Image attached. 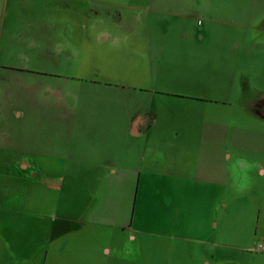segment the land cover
<instances>
[{"label": "crops", "instance_id": "1", "mask_svg": "<svg viewBox=\"0 0 264 264\" xmlns=\"http://www.w3.org/2000/svg\"><path fill=\"white\" fill-rule=\"evenodd\" d=\"M58 70L82 75V100L64 96L62 119L47 120L53 104L34 98L43 87L34 77ZM199 105L205 114L184 112ZM54 123L62 167L73 160L82 171L107 172L114 209L97 210L83 196L79 222L56 224L47 212L38 172L55 167L47 156ZM184 155L197 156L194 166ZM133 185L122 213L120 188ZM182 185L191 187L197 224L209 212L208 226H152L148 189ZM215 188L257 201L264 194V0H0V264L58 261L56 244L78 250V236L87 264H264L255 242L264 241V223L249 247L219 239L212 223L229 207L208 198ZM166 193L155 200L160 208L173 203L180 212ZM130 209L131 228L115 225L104 238L107 219L127 221ZM149 235L168 242L151 244ZM232 250L255 255L233 260Z\"/></svg>", "mask_w": 264, "mask_h": 264}, {"label": "rangeland", "instance_id": "2", "mask_svg": "<svg viewBox=\"0 0 264 264\" xmlns=\"http://www.w3.org/2000/svg\"><path fill=\"white\" fill-rule=\"evenodd\" d=\"M58 71L62 73L61 76L59 74H55L49 75L46 78H41L38 76L34 77L39 81L38 85H43V87L35 92L36 95L34 98H38L40 101L46 100L49 104H53V106L49 109V114L46 112H40L39 114V116L43 117V114L46 113L47 115H44L48 116L49 119L47 120H50L51 118L56 121L62 119L61 115L63 107H61V104H64L65 102L63 103L61 99L65 101L64 96L67 97L72 94L73 96L71 98H75L79 101L82 100V75L67 74V71L65 70ZM11 84L14 85L15 81ZM46 84H50L51 89L49 87L45 89L44 87ZM206 107V105H199L198 111L195 113V108L191 106L190 109H185L184 112L189 113L190 116L198 115L199 111L200 114H205L207 111ZM45 125L47 126V123H42L41 119L40 127L46 128ZM48 126L50 127L49 124ZM52 126L54 127L48 128V130L50 136H53L54 146L52 152L47 156L50 160H53L55 167L49 171L40 170L38 172V179L40 182L37 189L40 197L41 194H45V192L48 194L47 212L52 213L53 216H55L56 224L59 220H61V217H69L73 220L72 222H79V220H82L83 196H91L95 198L97 210L106 211L107 209H110V206L114 209V199H117L118 194L116 192L117 188H115L114 184H112L111 180H109L110 177L108 173L99 170L82 171V166L77 164L73 165V160L71 161L69 169L62 167L60 161L62 162L64 158L67 159V156L63 155L62 153L63 140L58 137V135L62 134V130L57 127L61 126V123H54ZM44 132L46 131H40V136H42ZM195 157L197 158V156L193 155H184L182 156V163L187 166H190L191 164L194 166V163L196 162ZM73 166L74 168H72ZM146 173L147 172H145V174ZM150 178L152 180H159V172L151 171ZM52 184L54 185L53 190L50 189V185ZM60 184L61 188L58 189L57 187ZM45 185H49V188H47ZM169 189L173 190V192L168 191ZM120 190H124L123 194L125 196V198L123 200L121 199V201L118 203L120 212L123 213L127 210L128 206L126 196L132 197V207L137 192V186H123V188H120ZM168 190H165V188H160L159 186L148 189L150 196L153 198L152 200H154L150 205V208H152L151 215H153L151 218L152 226H155L159 230L165 229L173 231L174 229H183L185 231V229L193 228L194 226L202 227L207 225L205 223H208V221L210 223V218H208L209 212L206 211L205 213L201 214L198 224L197 219H195L190 212L189 208L191 207L192 199L190 185L168 188ZM165 191L168 193L164 194V196L167 195L169 196L170 200L172 199L174 202H176V205L180 207V212L177 213V207H175L173 203L169 204L167 209L160 208V204L155 200H158L162 196L161 193ZM204 192H206V190ZM262 195L261 201L254 200V197L248 194L242 197L243 195L238 193L237 188H225L224 190L223 188H215L214 191L209 194V197L208 194H205L204 198L206 201L208 198L214 201L222 199L228 201V213L225 215V217L220 216L219 213V216L217 217L219 221L218 226L214 225V222L212 223L213 227L218 228L217 231L220 233L218 237L221 241L247 247L253 244V237L258 238V236H256V226H258V222L262 224L264 223V194ZM194 196L195 194L193 197ZM42 199L43 198H40L41 201ZM39 210H43L41 205L39 206ZM131 210L132 209L129 211V218L127 221H123L125 217H122L121 219V216L118 219H107L109 222L108 226H104V238L115 233V229H117L114 227L115 225L120 227L125 226L126 231L127 229L131 228ZM211 214L213 213L211 212ZM222 229H224L225 232ZM177 231L178 230L175 232ZM78 237L82 238L81 236ZM78 237H76V240L78 241L80 249L62 250L63 248L60 247L62 245L56 244L59 246L57 249H55L58 252L57 254L59 255V260L52 262L50 258L47 260L45 258L43 264H87V262L84 260V254L82 251V240H78ZM147 238L151 244L168 242L164 236L149 235ZM255 242L256 248L263 246L261 248L264 250V241L260 242V240H256ZM261 248L259 250H262ZM253 255H255V253L242 250H232L230 254L231 259L233 260H247L252 258ZM25 263L37 264L38 262L34 260L23 261V264Z\"/></svg>", "mask_w": 264, "mask_h": 264}]
</instances>
